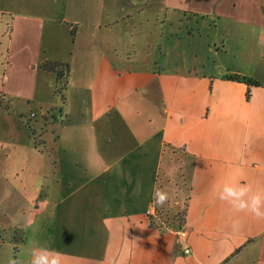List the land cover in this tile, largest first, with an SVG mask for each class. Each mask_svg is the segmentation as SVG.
Wrapping results in <instances>:
<instances>
[{"label": "crops", "instance_id": "1", "mask_svg": "<svg viewBox=\"0 0 264 264\" xmlns=\"http://www.w3.org/2000/svg\"><path fill=\"white\" fill-rule=\"evenodd\" d=\"M138 3L102 17L104 32L82 28L54 50L48 36L59 31L43 17L0 7V204L15 219H0V263L4 247L27 264L31 248L47 245L63 264H264V219L214 192L237 172L264 190V0H160L157 26ZM139 11L149 23L144 50L154 51L136 61L119 22ZM48 60L68 64L64 98L41 66ZM34 106L53 119L51 141L71 139L65 156L56 142L34 161L18 124ZM154 187L169 193L163 206ZM184 201L185 237L150 224L158 207L173 214Z\"/></svg>", "mask_w": 264, "mask_h": 264}, {"label": "rangeland", "instance_id": "2", "mask_svg": "<svg viewBox=\"0 0 264 264\" xmlns=\"http://www.w3.org/2000/svg\"><path fill=\"white\" fill-rule=\"evenodd\" d=\"M82 1V3H81ZM129 0H0V7L4 9H11L13 11H19L23 13H27L31 16H37V17H43L44 22L48 24L50 27H54L57 29V31L54 34L49 35L47 45L51 50L56 49L57 47H62L65 45L69 46L72 42H74V39L76 38L75 32L81 31L83 28L86 31H90L92 29H102V32H104L106 26L104 25L106 22L110 21L106 18L101 19L102 17H106V14L108 12L115 13L118 12V8L121 7L122 3L126 4V2ZM142 1L143 4H134L133 7L135 10L142 7L143 13L147 14L151 17V25L157 26V20H154L156 13L158 12L160 8V0H149V2H145V0H138ZM87 3V4H85ZM133 4V3H132ZM128 5V4H126ZM128 8V7H127ZM141 11L134 12L132 15V18L128 20L127 18L121 19L119 24L122 25L123 30L128 31L130 36V42H120V44L123 45V47H129L132 43V37L133 42L137 48L136 55L132 51L131 47V58H135L136 61L143 59L147 55H152L154 48H151V54H148L145 52L147 47H144V40L147 39V36H145L143 40V36L147 32L146 29L149 26V23L144 21L143 19L139 22L137 18L140 16ZM165 9L164 7L161 10V16L163 19H165ZM113 15V14H112ZM93 17H96L93 20ZM169 20V19H168ZM167 20V21H168ZM94 23L96 27H94ZM168 23L164 24L163 21V27H162V38L163 41L165 40L166 32L169 30ZM118 27V25H115V28ZM145 32V33H144ZM118 34L114 32V38L116 40ZM55 37V39L53 38ZM125 37V36H124ZM159 37V28L156 30V32L153 34L152 39ZM152 40L151 42H153ZM153 44V43H152ZM167 45V44H166ZM168 46V45H167ZM166 46V47H167ZM169 47V46H168ZM62 49V48H61ZM145 49V50H144ZM50 50V51H51ZM173 53H176L175 50L172 51ZM177 56H180L178 54ZM142 57V58H141ZM212 58V57H211ZM132 63V61H130ZM58 95V94H57ZM33 112L29 110L25 115H23L21 118L23 119V124L21 121H19V125L26 126L27 130L29 131L28 141L27 145L29 144L31 148L33 147L34 153V161L35 159L42 160L39 155H41L42 151L46 149L47 145L53 146L56 142V150H58L61 153V156H65V150L68 149L67 147H71V139L64 136L62 137L63 140H53V135L57 132L54 127H52V118L49 117L45 119L40 115V110L37 106H34L32 108ZM50 116V114H49ZM20 118V119H21ZM38 120L37 129H33V125H36V121ZM21 123V124H20ZM46 123V127H45ZM56 131V132H55ZM83 136V135H82ZM84 137V136H83ZM45 142H44V141ZM70 140V141H69ZM79 141H74L73 143L78 144ZM29 153V152H28ZM30 154V153H29ZM28 155V154H27ZM64 165L65 163L62 162ZM68 165V163H67ZM82 169H75V167H72L71 164H69V173L71 175H76L78 173H81ZM19 196V194H17ZM0 219L6 223H10L11 221H15L14 219V213L9 210V204L1 203L0 204ZM19 220V219H18ZM12 249L9 247L3 248V257L6 261V264H9V261L14 259L12 257ZM238 261V262H237ZM236 264H241L242 262L245 264L247 260L245 258L242 259V261L237 260ZM2 264V262L0 263Z\"/></svg>", "mask_w": 264, "mask_h": 264}, {"label": "clouds", "instance_id": "3", "mask_svg": "<svg viewBox=\"0 0 264 264\" xmlns=\"http://www.w3.org/2000/svg\"><path fill=\"white\" fill-rule=\"evenodd\" d=\"M183 118L184 113L175 114L177 121ZM238 176V172L234 173L217 186L214 189L216 198L226 202L237 212L250 213L257 219H264V190L254 189L241 182ZM153 199L157 205L163 206L169 200V193L161 187H154ZM238 224V221L234 223V229ZM29 255L27 264H63V253L47 245L31 248ZM9 264H20V261L12 259Z\"/></svg>", "mask_w": 264, "mask_h": 264}, {"label": "trees", "instance_id": "4", "mask_svg": "<svg viewBox=\"0 0 264 264\" xmlns=\"http://www.w3.org/2000/svg\"><path fill=\"white\" fill-rule=\"evenodd\" d=\"M41 66L55 74V93L64 98V89L66 86L67 77L69 75L68 64L48 60L44 61ZM225 77L244 82L248 85H262L258 80L240 74H229ZM186 206L187 202L184 201V206L178 208L173 214L168 212L165 213L163 208L158 207L156 209L155 215L150 217V224L156 227H161L160 225H164L179 228L184 223Z\"/></svg>", "mask_w": 264, "mask_h": 264}, {"label": "built area", "instance_id": "5", "mask_svg": "<svg viewBox=\"0 0 264 264\" xmlns=\"http://www.w3.org/2000/svg\"><path fill=\"white\" fill-rule=\"evenodd\" d=\"M173 232L175 233L177 238H180V239L185 237V234H186V230L183 228V226H181L179 228H174ZM183 251L187 253V252H189V248H184Z\"/></svg>", "mask_w": 264, "mask_h": 264}]
</instances>
